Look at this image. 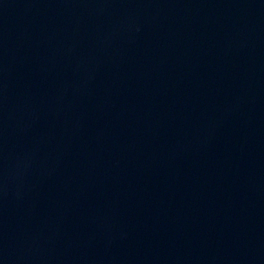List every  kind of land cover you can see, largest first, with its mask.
Here are the masks:
<instances>
[{
  "label": "water",
  "instance_id": "obj_1",
  "mask_svg": "<svg viewBox=\"0 0 264 264\" xmlns=\"http://www.w3.org/2000/svg\"><path fill=\"white\" fill-rule=\"evenodd\" d=\"M0 264H264V0H0Z\"/></svg>",
  "mask_w": 264,
  "mask_h": 264
}]
</instances>
